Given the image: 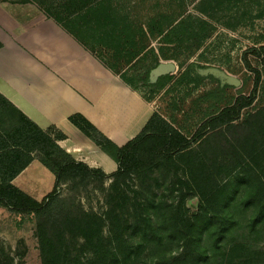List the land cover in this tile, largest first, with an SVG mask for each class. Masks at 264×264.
I'll return each mask as SVG.
<instances>
[{"label":"trees","instance_id":"trees-1","mask_svg":"<svg viewBox=\"0 0 264 264\" xmlns=\"http://www.w3.org/2000/svg\"><path fill=\"white\" fill-rule=\"evenodd\" d=\"M133 1L134 7L138 6V1L146 11L140 23H131L126 15L105 7V0H62V7L57 8L45 3L34 4L125 83L123 75L111 69L70 30L66 23L68 17L83 15L84 23L91 26L104 21L117 29L126 43L134 44L137 37H141V44H147L144 38L148 42L158 38L181 41L184 37L197 40L207 37L210 31L202 25L214 19V13L222 7L221 0ZM189 6L197 13L190 24L186 18H191ZM167 43L173 45V42ZM243 61L252 75L250 92H243L242 81L238 87L221 86L219 82L203 96L207 108L202 112L200 124L190 134L155 110L141 132L119 146L83 115H71L70 121L118 164L117 170L110 174L76 160L58 143L65 138L63 132L54 127L42 129L0 93V206L20 216L21 220L27 219L26 216L36 218L41 264H84L69 246L70 239L77 238L83 240L82 247L91 253L88 264H126L133 252L130 247H123L121 232L116 230L120 226V214L114 201L119 203V199L125 198L123 186L133 175L155 169L175 170L178 183L188 192L193 189L190 195L198 197L201 203L199 212L194 214L174 211L171 206L159 226L149 217L140 215L139 245L161 242L165 233L181 247L176 254L157 253L156 258L145 264H264V98L260 96L264 85V42L245 50ZM168 62L176 65L172 57H165L164 63ZM155 67L146 69L140 81L150 86L167 83L175 86L191 76L189 71L176 67L174 72L151 83L150 71ZM197 77L201 76L197 74ZM229 87L235 89L232 97L227 96ZM194 140L197 145L191 147ZM35 159L55 177L52 190L41 200L12 183ZM248 160H252L255 167ZM180 170L185 177L178 175ZM222 174L227 178L225 182ZM107 176L112 180L105 218L83 207L70 209L66 200L58 195L59 184L66 179L73 178L77 184L88 185L96 177ZM241 183H246L241 200L243 208L249 210L251 206L250 216L243 221L236 220L232 214H220L228 210L226 205L234 198L231 186L237 188ZM105 220L111 224L107 236ZM204 232L211 240L210 247L201 246ZM5 259L2 264H13V257Z\"/></svg>","mask_w":264,"mask_h":264},{"label":"rangeland","instance_id":"rangeland-1","mask_svg":"<svg viewBox=\"0 0 264 264\" xmlns=\"http://www.w3.org/2000/svg\"><path fill=\"white\" fill-rule=\"evenodd\" d=\"M8 2L45 3L53 8L62 7V0H1ZM222 7L214 13V19L206 21L202 27L210 31V35L199 40L195 38L179 39H151L141 44V37H137L134 44L126 43L125 39L118 35L117 29L102 21L94 26L84 23L83 15L68 17L66 23L70 30L74 31L108 66L123 75L127 83L138 91L143 98L153 104V109L159 111L166 119L174 123L187 134L193 132L201 122L202 112L207 108V102L203 96L214 90L219 85V80L209 75H201L199 71L204 68L215 67L227 74L239 78L244 84L243 92L248 94L252 88L251 71L243 61L245 50L264 42V0H221ZM47 2V3H46ZM133 0H105V7H112L116 12L126 15L131 23L142 22L146 12L141 2ZM191 3V0H187ZM106 9V8H105ZM107 10V9H106ZM93 12H90L92 14ZM188 24L193 22L196 12L192 6L188 8ZM187 16V14H186ZM107 36V38H106ZM105 37V38H103ZM173 42L172 46L169 43ZM165 57H172L176 66L181 70H187L191 76L181 85L165 84L164 86H150L140 81V77L148 68L165 62ZM199 74L201 77H197ZM264 82V72H263ZM235 94L233 87L227 88V96ZM264 98V85L261 94ZM194 140L191 147H196ZM255 167L252 160H248ZM45 185L48 193L52 190L54 175L47 168ZM179 176L186 174L180 170ZM233 176V175H232ZM223 182L227 180L221 175ZM112 178L96 177L88 185L77 184L73 178L66 179L59 184L58 195L64 198L70 207L75 210L83 207L89 212L96 213L105 218L109 207L108 194ZM125 189V198L114 201L119 210L120 226L116 228L123 239L125 249L133 252L126 264H145L157 253L163 255L176 254L181 247L176 239L166 237L161 242L141 243L140 215L149 217L157 226L161 224L169 210L186 211L189 214L199 212L201 200L191 196L193 189L188 192L177 181L175 170L155 169L147 174H136L128 180ZM246 183L239 187H233L234 198L226 205V209L220 214H232L236 220L243 221L251 214L244 209L241 203L244 197ZM222 209V207H221ZM229 212V213H228ZM213 213V210H210ZM20 219L17 214L8 217L2 222L0 230V264L5 258L13 257V264H41L38 240L36 238V218L34 216ZM142 222V221H141ZM105 236L111 229L110 221L105 220ZM113 234V231H112ZM264 234V226L262 229ZM201 246L210 247L211 240L204 232L201 236ZM80 238L70 239L69 246L74 256L88 264L91 253L82 247ZM213 263V262H212ZM214 264V263H213Z\"/></svg>","mask_w":264,"mask_h":264},{"label":"crops","instance_id":"crops-1","mask_svg":"<svg viewBox=\"0 0 264 264\" xmlns=\"http://www.w3.org/2000/svg\"><path fill=\"white\" fill-rule=\"evenodd\" d=\"M0 93L42 129L63 132L65 138L58 143L76 160L108 174L118 164L69 117L83 115L122 146L141 132L155 111L31 2L0 0ZM44 169L35 159L12 183L41 200L48 193ZM54 182L55 177L52 186ZM11 215L0 206V230Z\"/></svg>","mask_w":264,"mask_h":264},{"label":"water","instance_id":"water-1","mask_svg":"<svg viewBox=\"0 0 264 264\" xmlns=\"http://www.w3.org/2000/svg\"><path fill=\"white\" fill-rule=\"evenodd\" d=\"M176 67L177 66L173 62L158 64L155 68L150 71V82L155 83L159 77L174 72ZM199 74L205 76L211 75L215 77L219 80L221 86L231 85L238 87L241 84V80L239 78L229 75L225 71L215 67L201 69L199 71Z\"/></svg>","mask_w":264,"mask_h":264}]
</instances>
